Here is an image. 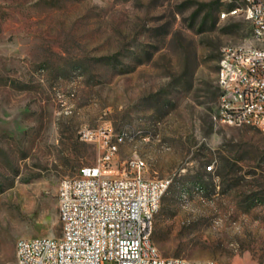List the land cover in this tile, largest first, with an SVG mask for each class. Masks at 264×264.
<instances>
[{
  "label": "rangeland",
  "instance_id": "rangeland-1",
  "mask_svg": "<svg viewBox=\"0 0 264 264\" xmlns=\"http://www.w3.org/2000/svg\"><path fill=\"white\" fill-rule=\"evenodd\" d=\"M231 6L0 0V264L20 238L61 236L60 182L100 156L83 126L124 136L118 168L139 157L170 180L152 234L163 257L264 264V133L217 116L222 49L251 35L221 17Z\"/></svg>",
  "mask_w": 264,
  "mask_h": 264
},
{
  "label": "built area",
  "instance_id": "built-area-1",
  "mask_svg": "<svg viewBox=\"0 0 264 264\" xmlns=\"http://www.w3.org/2000/svg\"><path fill=\"white\" fill-rule=\"evenodd\" d=\"M251 10L255 17L250 28H259L260 38L250 35L242 42V50L221 52L219 59L227 64V72H221L218 81L226 82V90L219 92L217 116L219 111H229V118L219 120L241 118L239 126H253L264 133V59L258 49V41H264V1L253 0ZM234 11L240 13L239 8ZM232 60L241 62L243 82H236V73H230ZM230 91L243 95V109L235 108ZM79 136L97 143L100 156L76 176L62 179L58 190L64 201L61 236L19 239L18 259L12 264H192L163 257L152 248V207H160L161 191L170 180L139 176L144 166L134 160L131 172L118 168L119 148L108 126H83Z\"/></svg>",
  "mask_w": 264,
  "mask_h": 264
},
{
  "label": "bare ground",
  "instance_id": "bare-ground-1",
  "mask_svg": "<svg viewBox=\"0 0 264 264\" xmlns=\"http://www.w3.org/2000/svg\"><path fill=\"white\" fill-rule=\"evenodd\" d=\"M229 1L232 3V6L227 10L228 13L221 12L220 14L221 17L222 18H226L230 16L242 17L249 23L250 27H253V19L255 17V10H251V7H253V0H229ZM235 8H239L240 13L239 11H234ZM251 37L260 38L259 28H251ZM230 49L242 50V43L241 44H229L223 47L222 52H227ZM258 49H262V57L264 59V41H258ZM240 70H241V62L239 60H232V63H230V73H236V82H243V73H240ZM221 72H227V64H222V60L219 59L217 81L220 80ZM218 87H219V92H225L226 82L218 81ZM230 101L235 102L236 109H243V95H241L240 92L230 91ZM219 118H229V111H219ZM226 124L233 125V126L241 125V118H231L229 121L226 122ZM123 139H124L123 135L116 136L115 147L119 148V142L122 141ZM133 160L142 163V166H144V168H139V176H145L144 172L147 169V162L145 159L139 158V157H130L125 162L123 172L132 171ZM214 168L215 167H208V165L206 166V170L209 172L213 171ZM61 183H62V180L60 184ZM167 188L168 186L163 187L161 191V198L166 192ZM58 200H59V217L62 223L63 215H60V213L64 211V201H62V196H58ZM159 208L160 207H152V211H151L152 226L154 225L155 214L158 212ZM20 239H28V238H20ZM152 248L155 251V253H160L158 248L154 245L153 242H152ZM17 259H18V245L16 244V257L14 261H17ZM175 259H177L179 262L192 263V264H213L215 263V260H191V259L180 258V257H175ZM217 264H221V263L217 262Z\"/></svg>",
  "mask_w": 264,
  "mask_h": 264
},
{
  "label": "trees",
  "instance_id": "trees-1",
  "mask_svg": "<svg viewBox=\"0 0 264 264\" xmlns=\"http://www.w3.org/2000/svg\"><path fill=\"white\" fill-rule=\"evenodd\" d=\"M219 88V87H218Z\"/></svg>",
  "mask_w": 264,
  "mask_h": 264
}]
</instances>
